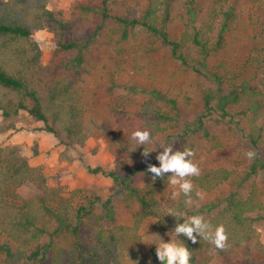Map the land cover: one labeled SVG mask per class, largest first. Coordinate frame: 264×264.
I'll return each mask as SVG.
<instances>
[{
    "label": "rangeland",
    "instance_id": "374dc122",
    "mask_svg": "<svg viewBox=\"0 0 264 264\" xmlns=\"http://www.w3.org/2000/svg\"><path fill=\"white\" fill-rule=\"evenodd\" d=\"M211 2L196 0L193 3L196 10L188 13L186 0L175 1L170 7L166 26L170 39H177L186 24L192 23L198 28ZM146 3L147 0H48L47 8L63 21H70L76 5H85L93 10L91 19L78 34L90 40L83 49V62L76 73L63 75L66 85L81 101L88 137L82 145L67 142L63 136L56 138L42 131L40 122L19 113L11 119L0 117V147H17L29 165L45 175L48 186L61 188L66 195L79 191L76 203L85 204L99 198L97 212L104 213L103 204L109 200L112 224L130 225L131 214L138 207L135 204L127 207L125 194L113 187L110 178L90 174L86 168L100 166L106 172L114 171L130 178L133 186L142 187L144 176L139 169L147 163L159 166L155 157L163 151L162 146L168 144H172L174 151H182L183 148L194 150L192 159L201 171L225 168L233 172L231 182L210 193L200 190L202 198L192 201L189 216L206 218L213 215L223 207L226 195L236 189V182L241 183L237 189L244 197L251 184L255 183L264 202V171L243 181L255 158L264 162V116L257 121L261 127V139L253 147L248 129L250 102L242 97L238 103L227 104L223 111L221 103H225L224 97L229 95L231 87L227 81L218 87L209 78V73L218 74L237 86L248 79L253 88L264 94V0L255 3L226 0L223 10L231 8L232 15L222 32L221 48L210 55L205 67L184 66L159 39L149 36L140 27L135 28L133 35L126 40L119 36L110 37V30L116 25L114 17L142 13ZM104 7L108 10V18L102 17ZM220 27L221 19H218L208 34L213 45ZM62 36L63 31L54 22H47L43 30L33 33L32 39L39 45L42 65L51 63ZM191 53L196 55L195 50ZM75 54L74 51L69 52L65 58L73 59ZM153 90L178 102L179 123L176 126L168 123L166 133L138 146L130 139L131 133L137 130L133 122L138 118L140 105ZM210 93L214 96L207 106L205 96ZM144 149L152 151L147 158L142 155ZM248 150L256 154L254 159L247 158ZM173 191H179L178 187L167 184L162 195L171 196ZM18 192L24 199L40 193L31 184L23 185ZM155 223L153 218L142 223L139 231L141 247L135 255L128 256L124 264H161L156 256V245L161 243V239L174 243L175 236L163 232ZM256 227L263 228L264 222L259 221ZM84 234L85 230L81 236ZM203 258L198 259L199 264H264V252L260 253L254 243L232 254L213 248Z\"/></svg>",
    "mask_w": 264,
    "mask_h": 264
},
{
    "label": "trees",
    "instance_id": "16d2710c",
    "mask_svg": "<svg viewBox=\"0 0 264 264\" xmlns=\"http://www.w3.org/2000/svg\"><path fill=\"white\" fill-rule=\"evenodd\" d=\"M48 0H0V117L11 119L25 113L42 124L41 130L67 142L82 145L88 137L81 101L66 85L63 75L76 73L83 62V49L88 38L79 37L80 30L91 19L92 8L76 5L70 21L57 19L47 8ZM177 0H147L142 13L135 16H116V25L110 30V37L119 36L126 40L137 27L143 28L151 37L161 41L184 66L205 67L208 58L221 48L222 32L232 15L231 8L224 9L226 0H212L205 11V18L197 28L186 24L177 39L171 40L166 30L170 7ZM196 0H186L188 13H194ZM255 3L259 0H250ZM108 18V10L101 11ZM221 19L217 41L209 42L208 34ZM47 22H54L63 31L51 63L40 62L39 45L32 39L35 31L43 30ZM68 36V37H67ZM69 39L68 42H65ZM195 50L196 55L191 53ZM75 52L73 59L65 55ZM264 62V57H263ZM209 78L218 87L229 83L231 90L221 103L224 111L229 103H238L242 97L248 99L251 116L248 118L250 144L256 147L261 139V127L257 121L264 116V94L252 87L251 81L243 80L238 86L232 80L209 73ZM232 82V83H231ZM213 94L205 96L209 105ZM262 109L261 114L259 113ZM180 113L178 102L153 90L150 97L139 107L134 129L148 130L151 137L164 134L168 123L176 126ZM199 123L201 121L199 120ZM2 130H0V133ZM148 163L139 169L144 176L142 187L133 186L130 178H124L114 171L106 172L102 167H87L90 174H101L112 180L113 187L125 194L127 207L138 208L131 214L130 225L112 224L110 201H106L105 212H97L99 198L87 203L74 202L79 191L65 194L61 188L48 186L45 175L28 163L15 146L0 147V264H124L127 257L135 255L141 247L139 231L142 223L149 218L156 220L163 232H170L176 223H183L190 214V205H185V197L175 199L162 195L168 184V175L152 178L147 171ZM264 171V162L255 158L243 181ZM134 171L131 172V176ZM233 172L225 168H207L200 176L190 177L193 183L192 201L198 199L197 191L210 193L221 185L231 182ZM31 184L39 190V195L24 199L19 194L20 187ZM224 198V205L205 221L213 227L223 224L228 234V254L243 246L254 243L256 249L264 252V227L256 224L264 222V202L259 187L252 183L244 197L237 187ZM168 208L178 209L184 217L175 219L167 215ZM210 211V210H209ZM85 234L81 236V232ZM198 243L183 236L175 237L174 243H182L191 252L190 264H199L206 252L215 248L198 237ZM206 262V261H204Z\"/></svg>",
    "mask_w": 264,
    "mask_h": 264
},
{
    "label": "clouds",
    "instance_id": "9594fccd",
    "mask_svg": "<svg viewBox=\"0 0 264 264\" xmlns=\"http://www.w3.org/2000/svg\"><path fill=\"white\" fill-rule=\"evenodd\" d=\"M130 139L138 146L148 144L152 137L148 130H135L131 133ZM163 151L159 152L155 159L159 162V166L148 164L147 171L152 175V178H163L165 174H169L168 184L179 191L171 192V198L175 199L184 195L185 205L192 203L193 183L189 177H198L201 174L200 167L193 162L192 157L195 156V151L191 148H183V150H173L172 144L162 146ZM152 151L144 149L142 155L147 158ZM255 153L251 150L246 152L248 159H254ZM198 198H202L199 191L196 192ZM170 215L175 219L184 217L185 213L178 209L168 208L166 216ZM172 235L175 237L183 236L191 240L193 244L198 243V237L213 245L216 249L225 250L228 247V234L223 224L213 225L205 221L202 215H192L184 219L183 223H176L172 230ZM156 256L161 264H190L191 252L189 248L182 243L164 242L156 245Z\"/></svg>",
    "mask_w": 264,
    "mask_h": 264
}]
</instances>
